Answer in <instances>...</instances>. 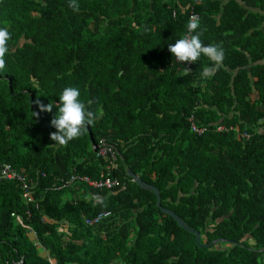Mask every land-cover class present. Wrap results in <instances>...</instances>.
<instances>
[{
    "label": "trees",
    "instance_id": "obj_1",
    "mask_svg": "<svg viewBox=\"0 0 264 264\" xmlns=\"http://www.w3.org/2000/svg\"><path fill=\"white\" fill-rule=\"evenodd\" d=\"M69 2L0 0V27L11 33L0 166L25 174L38 202L26 204L17 182H0V264H264V0H77L79 11ZM191 9L203 43L225 51L211 78L200 75L206 57L184 75L187 62L168 51ZM66 87L79 88L99 118L60 147L50 121ZM189 116L209 130L193 133ZM101 139L116 147L114 163L95 155ZM127 169L159 189L161 206L198 231L199 244ZM72 174L119 185L63 186ZM27 209L22 226L11 213L26 218Z\"/></svg>",
    "mask_w": 264,
    "mask_h": 264
},
{
    "label": "clouds",
    "instance_id": "obj_2",
    "mask_svg": "<svg viewBox=\"0 0 264 264\" xmlns=\"http://www.w3.org/2000/svg\"><path fill=\"white\" fill-rule=\"evenodd\" d=\"M68 6L73 11H79L77 0H70ZM186 27L188 34L175 40V43H170L168 51L175 57L178 63L187 62L191 64L200 60L202 56L206 57L211 64L204 67L200 75L203 79L211 78L215 74V71L222 66L225 59V51L220 44L205 45L203 43L200 39L203 33L200 31L201 25L198 16H191ZM10 39L11 33L8 28L0 27V71L6 67L5 57L9 52L8 42ZM189 74H191L190 69L185 68L184 75ZM80 97L81 92L76 87H66L59 95V104L55 105L58 111L50 121L51 126L55 128V131L50 133V139L54 141L52 145L67 146L69 142L82 136L87 126L92 125L99 118L95 112L88 109ZM35 103L39 106L41 112H51L54 107L52 104L44 105L39 99ZM38 115V113H35V116ZM91 199L97 204H104V199L97 195L92 196ZM29 229L31 230V228ZM34 243L37 245L36 241ZM39 248L43 250L42 247L39 246Z\"/></svg>",
    "mask_w": 264,
    "mask_h": 264
},
{
    "label": "built area",
    "instance_id": "obj_3",
    "mask_svg": "<svg viewBox=\"0 0 264 264\" xmlns=\"http://www.w3.org/2000/svg\"><path fill=\"white\" fill-rule=\"evenodd\" d=\"M199 0H193V3H197ZM176 15L175 10L172 11V16L174 17ZM198 14L193 11V9L190 10L188 18L191 16ZM187 28L183 34V36L187 35ZM175 59V57H174ZM192 63H186V66L190 69ZM188 123L190 130L195 133L196 135H202L205 132L209 130V125H200L195 121V118L193 116L188 117ZM229 129H234L233 127H226L225 125H217L216 130L217 131H226ZM241 137L245 139H249L250 134L247 131H242L240 134ZM95 155L97 157H104V158H109L113 163L115 160H117L118 152L116 150V147L114 146L113 143L107 142L104 139H101L97 145H96V153ZM2 181H15L18 183L20 190H21V197L24 199L26 204H33L35 208H37V199L33 196V183L29 181L27 176L20 171H18L15 167H13L10 163H3L0 166V182ZM74 182H81L85 183L87 186L96 188V189H111L117 185H119V182L116 178H112L110 176H106L104 178H97V179H92L87 175H78V174H72L67 181L63 183V186H69L70 184ZM109 211H101L97 213L94 217L92 218H85V223L87 225H93L94 223H97L98 221L102 220L103 218L107 217L109 215ZM16 219V222L24 226V219H28L30 217V212L27 209L25 212V217L23 218L21 214H16V213H11ZM38 245L39 243L36 242ZM51 264H55L53 261H51Z\"/></svg>",
    "mask_w": 264,
    "mask_h": 264
},
{
    "label": "water",
    "instance_id": "obj_4",
    "mask_svg": "<svg viewBox=\"0 0 264 264\" xmlns=\"http://www.w3.org/2000/svg\"><path fill=\"white\" fill-rule=\"evenodd\" d=\"M92 149H93V151L96 150V143H92ZM126 172H127L128 176L135 182V184L138 187L145 189V190L152 191L156 197V206L160 209V211L169 215L170 217H172L185 230L194 233L195 234V241L197 244H199V238H200L199 232L192 229L189 225H187L174 211H172L169 208L161 206L159 189L156 186L143 181V179L138 174L130 171L129 169H127ZM215 241L216 240H213V241H211V243H214ZM200 245H202V244H200Z\"/></svg>",
    "mask_w": 264,
    "mask_h": 264
},
{
    "label": "crops",
    "instance_id": "obj_5",
    "mask_svg": "<svg viewBox=\"0 0 264 264\" xmlns=\"http://www.w3.org/2000/svg\"><path fill=\"white\" fill-rule=\"evenodd\" d=\"M39 252H40L41 254H46V251H45L44 248H43V250H42V249H39Z\"/></svg>",
    "mask_w": 264,
    "mask_h": 264
}]
</instances>
